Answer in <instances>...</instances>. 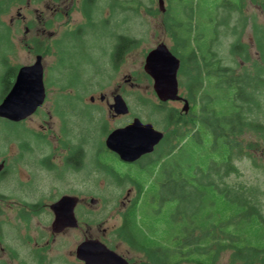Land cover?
I'll list each match as a JSON object with an SVG mask.
<instances>
[{
    "label": "rangeland",
    "instance_id": "1",
    "mask_svg": "<svg viewBox=\"0 0 264 264\" xmlns=\"http://www.w3.org/2000/svg\"><path fill=\"white\" fill-rule=\"evenodd\" d=\"M28 0H24V5ZM111 0H99L94 11L93 22L95 25L91 28L83 29L78 40L71 38L70 34H64L65 27L82 25L84 21L79 11L76 10L78 0H64L61 5L62 9L66 4L68 7L62 12L63 17H56L57 13L50 16V20H54V27L51 30L45 29L42 32V24L48 19L50 12L46 10L47 0H31L28 11L23 12L27 16V20L34 24L32 31L29 34H24V29L21 27L20 35L18 36L20 43L19 57L22 63H27L29 57L33 56V52L26 50L23 47L24 42H29L34 38H40L47 43L52 42L62 34L61 44L65 46L63 58L58 59L68 64V69L64 70L68 82L77 89L83 90L81 95L84 99V104H87L88 98L91 95L102 92L109 97V93L116 91L121 95V98L126 103L129 116H125L116 120H109L106 112L95 111L100 117V122L106 123L110 129L125 125L133 118L139 119L144 124H151L153 128L159 132L170 133L174 127H170L167 122V116L173 108L181 109L183 111L184 103H179L181 100L171 101L168 105L161 106L154 91L153 80L144 72L143 67L145 63L146 54L156 48L159 44L164 43L167 48H172L173 40L167 35L165 20L170 29L177 33L180 39L188 37L190 48L197 51V57L202 50L208 49V52H216L217 57L210 58L209 61H218L221 66L229 67L235 71L236 74H241L251 70L249 63H242L241 59L232 58L228 53L229 44L236 38L245 44L251 57V62L258 59V52L256 50L253 29L254 26L264 27V12L254 3L245 0L244 8L242 9V16L237 13H232V17L228 18L227 8H218L219 1L224 0H163L165 12L159 10L158 0H116V7L108 16V5ZM73 3V6L71 5ZM23 8V7H22ZM166 15V17H165ZM168 17V18H167ZM109 18L111 25L106 28L102 25L103 19ZM167 18V19H166ZM228 18L229 27L223 24H218L221 20ZM245 20H244V19ZM101 21V22H100ZM41 22V23H40ZM104 23V22H103ZM190 28V32L187 30ZM113 31L110 35L107 31ZM233 31V32H232ZM125 36L127 39L137 42L130 53L126 55L125 61L118 71H111L108 61L109 47L114 42L112 35ZM52 35V37H50ZM171 50V49H170ZM186 55V54H185ZM53 57L44 56V62L55 63ZM218 58V59H217ZM60 66H63L64 63ZM52 63V64H53ZM189 63V62H188ZM54 66V64H53ZM195 74V71H192ZM129 78V82L126 79ZM179 84L178 95L182 98H188L186 92L187 79L177 76ZM204 86L207 82L204 81ZM210 92L213 91V85L208 87ZM208 90V91H209ZM212 94V92H211ZM213 95V94H212ZM214 97V95H213ZM218 100L224 99L222 93H217ZM212 102H217L214 99ZM71 104L74 102L70 101ZM188 113L190 115L191 103L188 100ZM75 109H79L75 107ZM264 109V108H263ZM197 111H192V118L195 117ZM84 110H79L80 120L85 129L86 137L96 136L97 130L93 128L92 124L85 116ZM264 118V112H262ZM48 120V119H46ZM28 126L38 130L37 121H30ZM59 130V127H55ZM13 128L6 124L0 123V136L5 138L12 135ZM196 134L195 131L191 135ZM104 134H100V138ZM26 136L21 130V137ZM104 138V137H103ZM188 137L181 145L180 142L174 141V147L183 146L181 154L183 159H187L189 154L205 156V140L204 135L197 133L192 140ZM189 141V142H187ZM243 149V153L234 160L235 171L230 173L228 177L223 178L220 183L226 188H239L251 192L255 197L254 201L259 212L264 217V133H247L235 139ZM170 142V141H169ZM170 143H162L156 152L147 158L142 159L137 166H124L111 153L105 152L101 143L98 144L100 149V161L105 164H111L116 169L117 179L106 182L97 175L91 176L89 172L91 168H86L83 177H75L71 174H66L67 183L71 187L75 184L74 181H82L79 184L84 185L85 191L82 192L86 201L94 199L92 204L85 205L84 214L81 211V216L86 225H88L92 234L100 238L102 243L109 249L116 252L118 255L126 258L130 264H146L147 259L141 252L134 251L118 236L117 230L121 224V214L124 212L126 205L132 202L137 196L136 187L130 183L128 177H132L139 182H143L144 187L149 188L153 183V176H148V172L153 168L151 162L159 161L161 164L164 161V154L171 150ZM7 144L0 145V153L7 152ZM170 148V149H169ZM42 148H36V155L41 156ZM189 153V154H188ZM44 154V153H43ZM204 154V155H203ZM209 156L210 153L208 152ZM187 156V157H186ZM92 163L94 160L90 156ZM196 159V157H195ZM201 160V158H200ZM199 160V161H200ZM172 161V160H171ZM197 161V160H195ZM97 164V160L95 165ZM168 170L163 169V172ZM34 175V185L44 186L46 188L34 190L27 193L24 198L28 200H35L41 196L61 195L64 192L48 191V187L54 184L50 181L46 174L39 170L32 168ZM100 179V180H99ZM1 185V184H0ZM171 188V187H170ZM168 187L160 190V195L156 199L151 200L147 198L148 192L139 199L137 212L144 216L145 224L149 225L151 222L147 219L150 216L151 210L158 211V222L164 224L170 222L172 227L178 224L176 216L173 214L181 206L177 205L179 199L172 201L168 200ZM177 195L180 196L182 191L179 188H173ZM0 191H4L0 188ZM23 195V193H22ZM23 198V196H22ZM147 199V200H146ZM128 200H130L128 202ZM126 202L122 207V203ZM15 206L9 203L8 207ZM129 206V205H128ZM49 216H42L40 219H35L29 225L19 223L15 217L14 212L8 211L6 208L5 220L3 222V236L0 239V264H15V257L13 252H19L22 261L26 264H34V262L27 256L31 245H24V237L30 234L33 241H40V232H47L49 230L50 221ZM153 221V220H152ZM105 230V233H103ZM264 242L263 239L259 240ZM81 242L79 235L74 231H69L66 236L57 238L52 245L49 244L51 250L49 251L47 264H82L77 261L75 257V248ZM231 251L221 252L215 264H241L231 260Z\"/></svg>",
    "mask_w": 264,
    "mask_h": 264
},
{
    "label": "trees",
    "instance_id": "2",
    "mask_svg": "<svg viewBox=\"0 0 264 264\" xmlns=\"http://www.w3.org/2000/svg\"><path fill=\"white\" fill-rule=\"evenodd\" d=\"M249 1L264 12V0ZM218 3V8L229 10L228 18L232 13L242 16L245 0ZM228 18L217 25L229 27ZM165 27L174 43L171 51L181 59L179 73L187 79L190 115L187 120L186 117L180 120V125L179 121L173 122V131L165 136L164 143H170L171 150L164 154L163 163H148L153 165L148 172L154 179L150 187L132 181L137 196L122 214L118 236L134 251L143 253L146 264H215L219 254L225 251L232 252L233 262L264 264V242L259 241L264 240V217L256 207L255 197L247 195L252 191L226 188L219 182L235 171L234 160L243 153L235 139L247 133H264V27L254 26L253 29L258 52L256 61L251 62L247 46L239 38L229 44L230 57L251 65L250 71L241 74L221 66L218 58V61H209L217 57V53L210 54L208 49L200 48L198 59L188 37L180 39L166 20ZM187 30L190 32V28ZM136 43L132 40L133 48ZM212 85L214 97L208 88ZM217 93H222L224 99L218 100ZM214 99L217 102H212ZM192 111H197L193 118ZM171 112L167 116L170 124ZM193 131L206 139L205 156L188 153L189 157L184 160L183 146L176 148L172 143L178 141L181 145L188 137L192 140L196 135H191ZM164 168L168 170L163 172ZM166 187L169 188L168 200L179 199L177 205L182 207L173 213L178 224L172 227L167 222L163 226L158 222V211L155 214L156 211L151 210V215L147 216L151 224L146 225L144 216L137 212L139 199L146 192L147 198L156 199ZM173 188H179L182 194L178 196Z\"/></svg>",
    "mask_w": 264,
    "mask_h": 264
},
{
    "label": "flooded vegetation",
    "instance_id": "3",
    "mask_svg": "<svg viewBox=\"0 0 264 264\" xmlns=\"http://www.w3.org/2000/svg\"><path fill=\"white\" fill-rule=\"evenodd\" d=\"M30 1L28 0L24 5V0H0V106L4 103L5 99L11 93L13 89L19 93L23 90L26 93L30 92V88L34 83L32 78L37 76V73H26L22 78V69L32 67L39 62L42 70V86L44 91V100L36 110L23 120H11L9 118L0 116V123L6 124L13 128V133L10 136L1 138L0 145H9L7 152L0 153V188L4 191H0V239L3 236V222L5 220L6 208L8 211L14 212L15 217L19 223L23 225H29L32 220L40 219L42 216H49L50 227L47 228V232H40V241H33L30 234H26L22 239L24 245L31 248L27 256L34 262V264H47L49 251L53 241L57 238L66 236L69 231L76 232L80 239L81 244L85 240H100L97 235L92 234L91 228L85 224L81 211L84 214L85 205L87 203H93L94 199L85 200L82 192L85 191L84 185L79 184L82 181H74L71 187L67 183L66 174L74 175L75 177H83L86 168H91L89 172L91 176L97 175L106 182V178L109 181L118 178L116 169L112 165L102 163L100 161V149L99 142L101 143L105 152L111 153L116 157L119 162L124 166H137V164L144 158L154 154L156 149L161 145L164 135L160 143L154 147V151L150 154L142 156L140 159L133 163L123 162L119 159L118 155L109 150L106 147L105 141L107 136L118 128H123L133 120L125 125L110 129L106 123L100 122V117L95 111L106 112L109 120H116L125 116H129V110L126 114L117 115L114 113V109L111 106L114 104V99L120 96L116 91L110 92L109 97L100 92L89 96L87 104H84L83 96L81 92L83 90L77 89L68 82L65 69H68V64L60 66L59 60L63 58L64 48L62 46L61 39L64 38V34H70L71 38L78 40L83 29L91 28L95 25L93 22V15L97 3L99 0H78L76 10L82 16L84 24L67 26L65 32L60 38L47 43L40 38H34L29 42H24L23 47L33 52V56L29 57L27 63H22L19 57L20 43L18 36L20 35L21 27L24 29V34H29L32 31L34 24L27 20V16L23 12L28 11L30 8ZM64 0H47L46 10L50 12L48 19L42 24V32L45 29L51 30L54 25L56 17H63L62 12L68 7L66 4L62 9L61 5ZM110 2V1H109ZM73 6V3H71ZM116 0H111L108 5V16L111 11L113 12L116 7ZM23 7V8H22ZM53 13H57L53 20H50V16ZM101 22V21H100ZM104 22V23H103ZM102 25L109 28L110 19H103ZM41 23V22H40ZM111 35L113 31H107ZM52 37V35L50 36ZM114 42L109 47L108 61L111 71L115 72L120 69L122 63L125 61L126 55L130 53L132 49V40L127 39L125 36L112 35ZM44 56L53 57L55 63H45ZM180 59V58H179ZM181 60V59H180ZM181 63V62H180ZM179 75V72H178ZM128 78V76H127ZM129 82V78L126 82ZM187 99V98H184ZM188 100V99H187ZM70 101L74 102L71 104ZM171 101L160 103L161 106L168 105ZM183 104V101L179 102ZM78 107L79 109H75ZM79 110H84L85 116L92 124L93 128L97 130L96 136L86 137L85 129L82 125L79 116ZM95 110V111H94ZM172 123H168L170 127H174L173 122L184 119L187 112H182L181 109L173 108ZM37 121L38 130L28 126V122ZM48 119V120H46ZM168 122V119H167ZM142 123V122H141ZM144 124V123H143ZM55 127H59L56 130ZM21 130L26 136L21 137ZM100 134H104L100 138ZM42 148L41 156L36 155V148ZM44 153V154H43ZM94 163H92V160ZM97 160V164L95 162ZM32 168L36 171H42L49 177L50 181L54 184L48 187V191L64 192L61 195L41 196L35 200H28L24 198L27 193H31L34 190H42L46 187L34 185V175L32 174ZM132 183V177H128ZM100 180V179H99ZM23 193V195H22ZM23 196V198H22ZM63 197H71L74 199L73 215L76 219V227L64 228L60 232H54L52 223L55 220V213L52 206L58 203ZM130 200H128L129 202ZM9 203H13L15 206L8 207ZM127 204L122 203V207ZM132 202L128 205L130 206ZM126 205L124 209H128ZM124 210V212L126 211ZM123 212V213H124ZM123 218H121V223ZM105 233V230L104 232ZM1 242V241H0ZM78 244V245H79ZM76 246V248L78 247ZM75 248V251H76ZM15 264H26L22 261L19 252L14 251ZM76 257V254H75ZM77 259V258H76ZM77 261H79L77 259ZM79 263H82L79 261Z\"/></svg>",
    "mask_w": 264,
    "mask_h": 264
},
{
    "label": "water",
    "instance_id": "4",
    "mask_svg": "<svg viewBox=\"0 0 264 264\" xmlns=\"http://www.w3.org/2000/svg\"><path fill=\"white\" fill-rule=\"evenodd\" d=\"M163 2V0H158L159 10L162 13L165 11ZM179 68V59L164 43H161L147 53L143 70L153 80V91L160 102L181 100L184 103L183 111L187 112L188 101L178 95ZM29 72L37 73V76L32 78L34 85L31 86L30 92L26 93L22 90L19 93L13 89L0 106V116L11 120H23L42 104L44 91L39 62L32 67L22 69V78ZM111 108L117 115L128 112V107L120 96L115 97ZM163 137L164 135L155 130L151 124H143L139 119H135L129 125L112 131L107 136L105 144L109 150L118 155L121 161L133 163L142 156L152 153ZM73 208L74 199L71 197H63L52 206L55 213V220L52 223L54 232L77 226ZM75 254L83 264H129L127 259L106 247L99 240H85L78 245Z\"/></svg>",
    "mask_w": 264,
    "mask_h": 264
}]
</instances>
